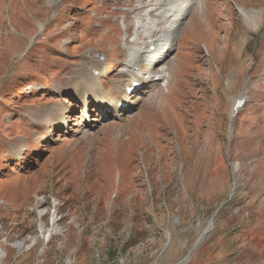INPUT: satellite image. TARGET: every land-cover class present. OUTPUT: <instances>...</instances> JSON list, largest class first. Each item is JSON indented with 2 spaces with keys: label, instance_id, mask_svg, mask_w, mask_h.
<instances>
[{
  "label": "rangeland",
  "instance_id": "obj_1",
  "mask_svg": "<svg viewBox=\"0 0 264 264\" xmlns=\"http://www.w3.org/2000/svg\"><path fill=\"white\" fill-rule=\"evenodd\" d=\"M201 1L116 116L133 0H0V264H264V0Z\"/></svg>",
  "mask_w": 264,
  "mask_h": 264
},
{
  "label": "bare ground",
  "instance_id": "obj_2",
  "mask_svg": "<svg viewBox=\"0 0 264 264\" xmlns=\"http://www.w3.org/2000/svg\"><path fill=\"white\" fill-rule=\"evenodd\" d=\"M196 0H133V5L130 6V10L134 13L131 18L125 15L124 23L127 21L128 25L125 28L126 32L130 33L131 37L126 42L127 53L125 48H116L120 54V63L125 65V69L119 68L121 77L117 79L115 83L116 87L111 88V93L115 94L113 97L109 94V101L114 106L113 112L116 116L121 115V109L118 108V103L123 101L129 102L130 97L127 89L132 87L134 84H139L138 90L143 91L141 84L146 81H155L158 79L160 84H165L168 73V65L173 60L167 59V52L170 49L172 42L178 35L179 21L188 12L189 8L192 7ZM204 0L200 2V6L203 5ZM195 9V6L191 8ZM190 10V11H191ZM130 13L129 11L127 14ZM132 19V20H130ZM143 44H147V50H142L140 47ZM153 47V49H151ZM194 55V54H193ZM195 60V59H194ZM86 64L82 65L83 68H87L89 85L85 88L91 91L90 88L98 89V93L106 94L101 92L100 84L95 82L98 79L94 71H99V65L101 61L99 59H91L89 56L86 57ZM123 69V70H122ZM147 75V76H146ZM82 86L85 85L86 80L82 78L80 80ZM158 81V82H159ZM153 86H150L151 88ZM146 90V89H144ZM160 89L154 91L150 97L155 95ZM137 90L134 89L133 93ZM83 98V102H87V93L78 95ZM149 97V98H150ZM97 102V100L95 101ZM114 115V114H113ZM184 262V261H183ZM186 262V261H185ZM178 264H181L179 262Z\"/></svg>",
  "mask_w": 264,
  "mask_h": 264
},
{
  "label": "trees",
  "instance_id": "obj_3",
  "mask_svg": "<svg viewBox=\"0 0 264 264\" xmlns=\"http://www.w3.org/2000/svg\"><path fill=\"white\" fill-rule=\"evenodd\" d=\"M7 94H9V93H7Z\"/></svg>",
  "mask_w": 264,
  "mask_h": 264
}]
</instances>
